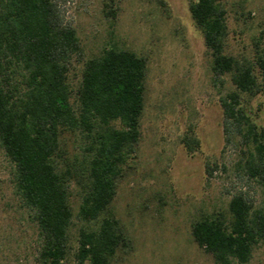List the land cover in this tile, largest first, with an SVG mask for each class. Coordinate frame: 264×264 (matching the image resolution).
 Instances as JSON below:
<instances>
[{"label":"trees","instance_id":"trees-1","mask_svg":"<svg viewBox=\"0 0 264 264\" xmlns=\"http://www.w3.org/2000/svg\"><path fill=\"white\" fill-rule=\"evenodd\" d=\"M189 12L210 53L212 81L223 84L228 76L233 85L219 99L225 141L240 136L247 145L237 169L261 192L256 203L246 189H234L227 210L201 216L190 233L214 264H248L255 245L264 244V128L242 108L240 94L262 91L264 46L255 41L254 61L226 52L220 0L191 1ZM74 61L82 68L72 86ZM146 72L144 56L115 44L84 58L60 0H0V147L12 166L14 194L36 227L35 264H70L74 216L84 225L73 264H108L119 248L129 246L111 203L139 141ZM65 134L79 140L78 155H68ZM182 142L188 152L198 145L191 134ZM215 168L206 164L208 177ZM73 182L79 186L76 214Z\"/></svg>","mask_w":264,"mask_h":264},{"label":"rangeland","instance_id":"rangeland-1","mask_svg":"<svg viewBox=\"0 0 264 264\" xmlns=\"http://www.w3.org/2000/svg\"><path fill=\"white\" fill-rule=\"evenodd\" d=\"M162 1L60 0L84 58L115 44L147 62L139 141L111 203L129 246L119 248L108 264H214L212 256L194 242L191 224L205 214L226 211L236 188L246 189L256 203L261 199L259 186L241 178L237 169L247 145L240 136L225 141L219 99L233 85L228 76L223 84L212 81L211 56L189 12L194 0ZM220 1L226 9V52L254 61L255 41L264 46V0ZM81 68V61L72 62V86ZM262 88L254 96H240L250 119L264 128ZM186 134L198 140L192 152L182 142ZM62 144L69 156L79 154V140L73 135L65 134ZM207 163L217 164L210 177ZM11 170L0 147V264H35L36 227L14 194ZM70 202L76 214L79 186L75 182ZM83 225L74 216L70 264ZM248 264H264V244L255 245Z\"/></svg>","mask_w":264,"mask_h":264}]
</instances>
